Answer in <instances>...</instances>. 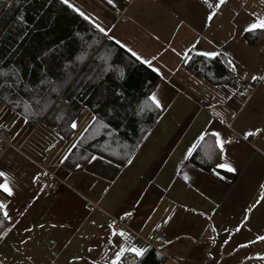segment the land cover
<instances>
[{
    "label": "crops",
    "instance_id": "crops-1",
    "mask_svg": "<svg viewBox=\"0 0 264 264\" xmlns=\"http://www.w3.org/2000/svg\"><path fill=\"white\" fill-rule=\"evenodd\" d=\"M69 3L83 11L90 23L95 20L105 27L115 42L125 43L146 59L156 57L153 65L160 69V80L151 95L161 100L160 114L129 158L131 164L118 166L96 157L68 170L61 161L91 121L87 108L75 120L72 135L63 139L43 124L27 127L0 103V127L6 129L9 143L0 152V170L8 172L19 193L9 208L13 221L6 223L14 225L13 231L0 239V260L4 264H90L95 255L97 264H105L103 253L111 256L106 225L132 212L131 222L115 230H126L131 237L128 244L147 249L145 237L156 224L173 217L163 229L164 241L155 245L161 264H264L254 258L264 255V242L256 241L264 235V202L248 213L246 223L243 220L264 184V135L242 139L245 130L264 126V81L249 96H233L244 91L252 75L264 76V31L251 33L256 44L243 32L253 18L264 17V0H227L219 10H209L204 0ZM209 11L217 12L210 26ZM121 14L125 21L119 19ZM262 34V39L257 37ZM203 51L227 53L233 60L237 72L227 83L212 84L194 75L183 66V55H177ZM216 130L240 140L226 146V160L237 169L235 173L216 166L203 170L188 160V149L197 144L199 135ZM209 137L217 164L224 162ZM52 143L55 148L46 152ZM43 160L57 181L53 189L41 192L31 180ZM24 208L25 214L19 215ZM25 227L33 232H24ZM22 238L29 242L21 244ZM90 247L96 250L92 254L87 252Z\"/></svg>",
    "mask_w": 264,
    "mask_h": 264
},
{
    "label": "trees",
    "instance_id": "trees-1",
    "mask_svg": "<svg viewBox=\"0 0 264 264\" xmlns=\"http://www.w3.org/2000/svg\"><path fill=\"white\" fill-rule=\"evenodd\" d=\"M245 36L256 44L254 35ZM257 37L262 39L263 34ZM190 56L183 66L194 75L212 84L231 78L225 55ZM13 69L21 83L7 92L0 89V103L20 117L28 116L27 127L43 124L68 139L71 122L82 109L91 112V121L62 160L68 170L82 167L93 156L124 165L160 114L148 99L159 75L62 0H0V71ZM4 96L21 101L19 107ZM45 101L52 107L44 110ZM25 103L33 105L30 114L24 112ZM188 160L203 170L215 168L217 151L209 135L197 142ZM137 264H161L158 251L148 249Z\"/></svg>",
    "mask_w": 264,
    "mask_h": 264
},
{
    "label": "snow or ice",
    "instance_id": "snow-or-ice-1",
    "mask_svg": "<svg viewBox=\"0 0 264 264\" xmlns=\"http://www.w3.org/2000/svg\"><path fill=\"white\" fill-rule=\"evenodd\" d=\"M107 2L112 5L113 0H107ZM227 2V0H218V2H209V0H204V3L207 5L208 9L211 10L213 8H216L217 10L220 9L222 5H224ZM62 3L66 4L69 8H72L74 11H77L79 15L84 17L85 20H89L90 18L80 9L76 8L74 5L69 3V0H62ZM217 15L216 11H209L206 14V22L208 26H210V23L212 22L213 18ZM94 27L102 34L107 36L109 39H112L111 36L108 35V31L105 29V27L101 26V24L96 23L95 20H91ZM257 30L264 31V17L259 18H253L252 22L248 23L246 27L243 28V32L252 33ZM198 43V41L196 42ZM116 44L119 45L121 49H126L132 57L135 58L136 61L141 63L142 65H147L148 68L152 70V72L160 74V69L158 67H155L153 65V61L156 60V57L153 56L151 59H146L142 57L140 54H138L136 51L132 50L131 48H127L125 43H122L119 40H116ZM195 47V45H193ZM173 51H175L173 49ZM201 57H210V58H216L220 55H227V53H220L216 51H203L197 53ZM177 55H183L184 63L187 64L191 60V56L188 52H185L183 54L177 53ZM227 66L229 70L233 73L237 72V67L233 60L228 59L227 60ZM124 75L123 73L121 74ZM0 78H3V83H0V89H3L5 92L11 90L14 85H19L21 83L18 72L13 69L10 71H0ZM9 80H11V83H9ZM252 82H258V81H264V76H258V75H252L251 76ZM70 86V85H69ZM28 92H31L32 89H26ZM55 91V89L53 90ZM245 96L246 91H238L237 93H233V96L235 95ZM148 99L151 101V103L155 106V108L159 109L161 108V100L157 98L155 94H152L148 97ZM227 99V97H226ZM4 100L8 101L15 107H19L21 101L19 100H11L9 96H4ZM41 106V100L37 99L35 101V107L39 109ZM33 107V105L25 103L24 104V112L30 114V109ZM52 105L48 104L47 101L44 102V110H47L51 108ZM10 110V109H9ZM144 109L141 108V112H143ZM215 115H219V113H215ZM21 118L24 120V122H28V116H21ZM235 114L233 115V119H235ZM220 123H224L223 120L220 121ZM77 127V123L75 121L71 122V128L75 129ZM107 127V125H105ZM228 127H231L230 125ZM210 135L215 142V146L218 149V155L221 157V159L224 162L216 164V167L219 169H224L226 172L229 173H235L237 169L231 164L228 163L226 160V146L229 144H239L240 140H231L227 138L226 134H222L220 130L211 131L210 133H201L198 137V141L205 140V136ZM259 135H264V126L261 127H254L249 130H245L242 135V139L244 141H248L250 137H255ZM197 149V144H193L192 147L188 149L187 157H191L193 152ZM186 157V158H187ZM66 159V158H65ZM91 159H96V157H91ZM63 162V161H61ZM128 164H131L132 161L128 160ZM77 168H80L81 165L77 164ZM3 168V165H0V169ZM40 176H47L46 172H40ZM39 179V176H34L31 180V183L35 184L36 181ZM189 177L185 174L184 180L187 181ZM220 179H224L223 176L220 177ZM14 181L9 177L8 172L5 170H0V239H4L10 235V233L13 231V226H5L7 222L13 221V216L9 211V208L12 203V198H15L19 195L18 190L14 187ZM47 187V185H43L39 191L43 192V188ZM260 193L258 198L255 200V202L251 205V207L246 209V214L244 215V222L246 223L250 217L248 213H252L254 209L257 208V206L261 205L262 202H264V184H261L260 186ZM35 195V193H33ZM31 199V198H29ZM27 211L26 208L22 209L18 214L23 216L25 212ZM125 217H131L133 215L132 212H125ZM173 219L171 215L167 217L163 221L164 224H169V222ZM115 222L110 223L106 225V227L110 230L109 236L110 238H105V242L107 245H110L109 251L111 252V256L108 255L107 252L103 253L102 258L105 261V264H137L138 260H142L145 254L147 253L148 249L146 247H139L135 244H128L127 241L131 239L129 233L126 230H115L114 227ZM40 228H43L44 225H39ZM52 227H55V225H52ZM101 227H105L104 225H101ZM159 228L160 226L157 225ZM227 231V229H225ZM241 230L240 227L236 228V231L239 232ZM212 232L216 231V228L213 227L211 229ZM24 232L26 233H32L33 228L31 227H25ZM30 238V237H29ZM179 238V237H178ZM214 241L213 237H209ZM123 241V242H122ZM256 241L264 242V235H258L256 237ZM29 241L28 239H21V244H27ZM171 241H169L170 243ZM225 244L228 243L227 240L224 241ZM240 247H247V245H240ZM17 251H19V248H17ZM96 250L94 248H88L87 252L89 254L94 253ZM211 256V253L208 254ZM129 256H131V259H129ZM253 257H249V259H252ZM258 260H264V255H257L254 257ZM0 264H4L3 260H0ZM86 264H89V262L86 261ZM90 264H97L96 256L93 255L92 259L90 261Z\"/></svg>",
    "mask_w": 264,
    "mask_h": 264
},
{
    "label": "built area",
    "instance_id": "built-area-1",
    "mask_svg": "<svg viewBox=\"0 0 264 264\" xmlns=\"http://www.w3.org/2000/svg\"><path fill=\"white\" fill-rule=\"evenodd\" d=\"M119 19L121 21H125L126 16L124 14H121ZM258 84H259V81L258 82L250 81V82L245 83L244 84V91H246V96H249L255 90V88L257 87ZM6 145H9V143L7 141V131L5 128L0 127V152ZM54 148H55V144H53V143L49 144L46 147V152H49V151L53 150ZM40 172H46L47 176H40L39 175ZM35 176H39V179L36 181L35 184H37L40 188L43 185H47V187L43 188V190L53 189L56 185L57 178L54 176L52 171L49 169L47 160L42 161V163L39 166V170ZM132 219H133V215L131 217H125V215H122V216L116 218L114 220L115 229L127 226L131 222ZM157 225H159L160 227L158 228ZM165 227H166V224L158 223L154 226L151 233H149L145 237V240L148 244L149 249L155 248L156 244L162 243L164 241L163 229Z\"/></svg>",
    "mask_w": 264,
    "mask_h": 264
},
{
    "label": "rangeland",
    "instance_id": "rangeland-1",
    "mask_svg": "<svg viewBox=\"0 0 264 264\" xmlns=\"http://www.w3.org/2000/svg\"><path fill=\"white\" fill-rule=\"evenodd\" d=\"M200 80L204 82V80L202 78H200Z\"/></svg>",
    "mask_w": 264,
    "mask_h": 264
}]
</instances>
